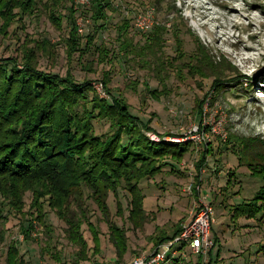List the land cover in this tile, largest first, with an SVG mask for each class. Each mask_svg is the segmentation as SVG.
I'll return each mask as SVG.
<instances>
[{"label":"rangeland","instance_id":"374dc122","mask_svg":"<svg viewBox=\"0 0 264 264\" xmlns=\"http://www.w3.org/2000/svg\"><path fill=\"white\" fill-rule=\"evenodd\" d=\"M109 2L102 28L91 18L90 4L74 10L72 25L66 7L70 3H64L54 11L63 16L58 28L48 17L51 3L43 1L4 29L0 18V61L8 58L22 68L23 55H31L42 72L92 82L99 99H109L110 94L124 97L131 113L155 130L156 142L162 137L192 144L180 161L166 157L158 172L140 180L135 194L142 196V211L134 216L132 196L123 186L117 194L109 191L105 196L106 214L96 193L85 187L69 198L70 204L64 206L67 215L41 199L37 218L28 190L20 209L0 199V264H131L149 258L162 244L160 238L203 202L214 209L212 247L199 257L185 246L182 258L159 264H264V221L235 217L232 209L249 202L263 183L251 174L249 164L262 163L257 154L264 153V0ZM201 6L208 11L202 13ZM147 12L153 23L143 31L134 17ZM79 18L84 22L81 32L76 28ZM123 19L129 21L124 42L117 30ZM72 26L82 48L90 41L88 50H71ZM156 31L161 35L155 53L132 52ZM198 44L205 46L212 65L220 66L215 73L206 69L202 76L190 70L188 58ZM94 126L100 134L108 131L109 123L95 120ZM245 141L250 147L242 151ZM206 144L213 153L200 169L196 162ZM72 218L81 223L73 233V220L68 221ZM112 223L124 239L109 229Z\"/></svg>","mask_w":264,"mask_h":264},{"label":"trees","instance_id":"16d2710c","mask_svg":"<svg viewBox=\"0 0 264 264\" xmlns=\"http://www.w3.org/2000/svg\"><path fill=\"white\" fill-rule=\"evenodd\" d=\"M40 1L46 5L51 3L48 17L57 28L63 16L56 15L54 11L69 2L70 6H66L68 19L73 25L72 15L78 9L75 0H0V18L5 25L1 28L22 14L31 13ZM109 6V0H91V18L100 28L105 25ZM128 24L127 19L122 20L117 26L118 36H125ZM72 27L68 39L71 50H88L90 41H86L82 48L75 27ZM160 35L161 32L156 31L153 37L147 38L148 43L132 52L141 56L155 53ZM90 37L92 40L90 35L88 40ZM193 55L188 58L189 68L202 76L207 75L206 69L215 73V69L220 67L212 65L211 57L201 44L197 45ZM21 64L22 68H18V63L8 58L0 61V199L5 200L8 206L20 209L23 194L28 190L32 194L37 218L43 207L41 199L55 207L58 213L67 215L64 206L70 204L69 198L75 197L80 187H85L96 193L95 200H99L97 204L106 214L105 196L109 191L117 194V189L123 186L132 196L130 214L141 213L142 196L139 191L135 194L140 180L158 172L163 166L161 161L166 157L180 161L190 148L191 140L172 141L160 137L159 142L153 141L145 132L155 130L131 113L124 97L110 94L109 99H99L92 82H75L69 74L61 77L42 72L31 55H23ZM103 119L109 123L108 131L97 134L94 121ZM247 145L245 141L241 150H247L250 147ZM212 151L211 144H206L196 167L201 169ZM257 156L262 163L249 164V168L251 174L262 179L263 183L249 202L235 205L232 209L235 217L246 215L264 221V153ZM68 221H72V233L78 231L81 223L73 218ZM26 228L29 230L30 225ZM109 229L124 239L122 230L114 223L109 225ZM179 231L180 226L161 237L158 243L173 238Z\"/></svg>","mask_w":264,"mask_h":264},{"label":"built area","instance_id":"2783aa9c","mask_svg":"<svg viewBox=\"0 0 264 264\" xmlns=\"http://www.w3.org/2000/svg\"><path fill=\"white\" fill-rule=\"evenodd\" d=\"M78 9L86 8L91 0H75ZM80 20V23L78 21ZM77 20L76 28L81 32L84 22L82 18ZM135 25L143 31H147L152 26L153 20L150 12L139 14L134 17ZM96 89L101 90L102 84L94 85ZM104 92V91H103ZM205 127H203L204 129ZM197 129H195L196 131ZM150 139L157 141L159 137L154 132H147ZM192 138V136H190ZM191 217L183 221L180 225V231L172 239L164 242L151 254L149 258H138L131 264H159L161 261L175 260L174 258H182L185 250L182 249L188 246L192 253L200 254L208 250L214 244L213 239L210 237L212 224L215 220L214 209L211 204L207 202L200 203L195 209ZM180 245V248H176ZM169 256V257H168ZM168 257V258H167ZM173 264L169 262L167 264Z\"/></svg>","mask_w":264,"mask_h":264},{"label":"bare ground","instance_id":"6f19581e","mask_svg":"<svg viewBox=\"0 0 264 264\" xmlns=\"http://www.w3.org/2000/svg\"><path fill=\"white\" fill-rule=\"evenodd\" d=\"M188 2L192 4V3H197L198 0H188ZM201 8H202V9H201V10H202V11H201L202 13L208 11V8L205 7V6H201ZM205 15H207V14H205ZM205 15H204V16H205Z\"/></svg>","mask_w":264,"mask_h":264}]
</instances>
